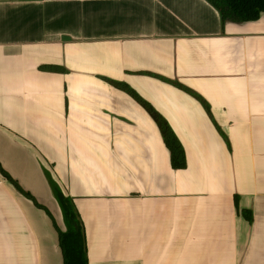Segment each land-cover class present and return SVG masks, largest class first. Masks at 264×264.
Wrapping results in <instances>:
<instances>
[{"label":"crops","instance_id":"crops-1","mask_svg":"<svg viewBox=\"0 0 264 264\" xmlns=\"http://www.w3.org/2000/svg\"><path fill=\"white\" fill-rule=\"evenodd\" d=\"M109 79L164 118L184 168ZM0 165L50 213L0 174V264H62L47 173L88 264H264V13L222 24L207 0H0Z\"/></svg>","mask_w":264,"mask_h":264},{"label":"trees","instance_id":"trees-1","mask_svg":"<svg viewBox=\"0 0 264 264\" xmlns=\"http://www.w3.org/2000/svg\"><path fill=\"white\" fill-rule=\"evenodd\" d=\"M207 1L218 11L222 24L226 22L243 23L248 21H254L260 17L261 13H264V0ZM42 68L51 71H64L63 68H60L58 66L45 65ZM109 82L115 85L116 87H119L129 92L138 102H140L148 110V112L151 114L158 126L165 147L168 149L171 167L173 169L184 168L186 166V159L183 147L180 141L178 140L177 136L174 134V132L168 125V123L164 120V118H162L160 114L154 111L148 105L147 102L141 99L130 87H128L123 82H118L110 79ZM174 84L184 89L185 91L193 94L204 104L207 109V112H209L207 103L199 95H197L192 90L188 89L187 87L181 85L178 82H174ZM0 174L6 180H8L21 194L31 199L37 207L44 209L47 214L50 215L49 211L42 205L38 204L29 192L23 190L20 185L1 167V165ZM47 176L55 198L57 199L61 207L63 218L66 224V229L64 231L59 230L55 224L58 233V244L62 253V264H88L86 256L85 233L81 219L71 202H69L67 198L60 194L58 188L53 184L48 173ZM237 200V196L235 195L234 202L236 209L238 210ZM240 212L242 215L245 216L244 210H240ZM246 219L248 221H251L252 216H246Z\"/></svg>","mask_w":264,"mask_h":264}]
</instances>
